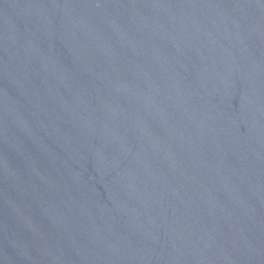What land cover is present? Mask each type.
Listing matches in <instances>:
<instances>
[{"label": "water", "instance_id": "1", "mask_svg": "<svg viewBox=\"0 0 264 264\" xmlns=\"http://www.w3.org/2000/svg\"><path fill=\"white\" fill-rule=\"evenodd\" d=\"M0 264H264V0H0Z\"/></svg>", "mask_w": 264, "mask_h": 264}]
</instances>
